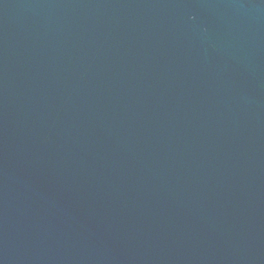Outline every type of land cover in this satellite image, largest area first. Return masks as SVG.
I'll return each instance as SVG.
<instances>
[{"label": "water", "instance_id": "water-1", "mask_svg": "<svg viewBox=\"0 0 264 264\" xmlns=\"http://www.w3.org/2000/svg\"><path fill=\"white\" fill-rule=\"evenodd\" d=\"M0 264H264V0H0Z\"/></svg>", "mask_w": 264, "mask_h": 264}]
</instances>
